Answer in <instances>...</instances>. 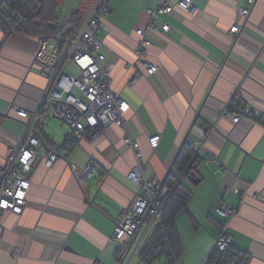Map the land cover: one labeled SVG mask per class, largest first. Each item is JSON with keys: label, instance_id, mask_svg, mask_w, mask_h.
<instances>
[{"label": "crops", "instance_id": "0c3cea01", "mask_svg": "<svg viewBox=\"0 0 264 264\" xmlns=\"http://www.w3.org/2000/svg\"><path fill=\"white\" fill-rule=\"evenodd\" d=\"M89 1L94 2L90 7L78 6L83 16L97 2ZM165 1H110L104 18L109 31L102 30L99 38L113 89L130 105L126 126L68 145L50 170L43 160L63 141L56 145L44 133L24 213L6 215L0 226V264H15L16 254V264H119L121 258L125 264L133 252L131 264L139 256L150 236L146 227L134 242L128 240L129 253L121 255L110 244L120 215L138 192L127 180L136 153L123 144L125 137L139 143L151 176L160 182L184 145L195 153L188 171L173 169L181 181L177 191L188 197L174 219L181 253L177 264L184 263L186 250L203 264L224 233L251 257L249 264H264V126L234 125L221 115L240 105L259 111L264 120V0L257 1L248 19L239 16L247 7L244 0H193L191 14L178 7L180 0H171L174 13L162 20L170 31L146 35L152 43L148 60L158 63L159 72L130 85L139 43L135 31L147 27L146 10ZM235 24L241 26L238 35L230 33ZM38 51L34 38L0 28V113L9 115L0 129V167L25 132L16 109L33 114L45 98L48 81L34 68ZM50 120L56 119L46 118L44 124ZM157 135L160 144L153 150L149 138ZM89 166V176H82ZM192 173L202 187L195 193L187 180ZM226 209L235 212L230 219L218 213Z\"/></svg>", "mask_w": 264, "mask_h": 264}, {"label": "built area", "instance_id": "2783aa9c", "mask_svg": "<svg viewBox=\"0 0 264 264\" xmlns=\"http://www.w3.org/2000/svg\"><path fill=\"white\" fill-rule=\"evenodd\" d=\"M110 1L97 0L80 24L68 23L54 35L24 34L39 43L34 68L47 79L48 88L37 112L29 114L23 109H16L17 118L24 122L25 132L0 167V226L6 215L21 216L27 206L32 172L40 161L39 150L45 140L46 118L59 120L69 130L62 145L55 146L43 160L48 170L61 159L68 145H78L85 140L94 141L108 129H123L126 126L130 105L113 89L112 71L104 65L107 52L99 38L102 30L109 31L104 18L110 14ZM244 1L247 7L239 9V16L248 19L258 0ZM178 7L191 14L193 0H180ZM174 9L171 0H166L158 8L146 10L149 16L147 27L135 31L139 43L133 66L136 75L130 79V85H134L140 76H154L159 72L158 63L148 60L147 50L152 43L146 39V35L159 31L168 33L170 26L162 20L172 16ZM241 31L239 24L230 29L233 35H238ZM221 115L230 119L234 125L248 121L264 126V120H260L259 111L254 108L232 105L223 109ZM160 140L159 135L150 137V147L157 150ZM122 142L136 153V166L127 174V180L138 190L130 206L120 215L110 239L111 246L124 255L131 248L128 240L137 238L143 227H146L148 234L154 227L162 225L171 192L164 181L160 182L151 176L139 143L127 137ZM89 172L91 166L82 172V176H87ZM218 213L221 217L230 219L235 212L226 209L219 210ZM233 244L234 237L231 234H221L204 258L203 264H217L216 260ZM18 258V254L13 257L15 264ZM250 259L247 253L239 251L232 264H249Z\"/></svg>", "mask_w": 264, "mask_h": 264}, {"label": "trees", "instance_id": "16d2710c", "mask_svg": "<svg viewBox=\"0 0 264 264\" xmlns=\"http://www.w3.org/2000/svg\"><path fill=\"white\" fill-rule=\"evenodd\" d=\"M59 4L60 0H6L0 3V28L8 34L54 35L62 29L56 27L58 23L56 8ZM75 17L76 21L72 22L74 24H80L84 18L79 15ZM75 146V143L70 144L68 149ZM194 159L195 153L188 145H184L176 159L175 167H182L184 171H188L187 163L191 164L190 162H193ZM182 162H186V164H182ZM177 182L178 177L173 171V174L165 182V185L170 189L171 197L164 210L163 223L154 227L139 253L140 262L144 264H153L163 256L170 258L168 264H177L181 259V253H178V238L174 230V219L179 210L185 206L184 203L188 197L186 192L177 191ZM238 252L239 250L231 247L220 256L219 260H216L217 264H232ZM214 258L217 256L214 255Z\"/></svg>", "mask_w": 264, "mask_h": 264}, {"label": "rangeland", "instance_id": "374dc122", "mask_svg": "<svg viewBox=\"0 0 264 264\" xmlns=\"http://www.w3.org/2000/svg\"><path fill=\"white\" fill-rule=\"evenodd\" d=\"M4 1H6V0H0V3L4 2ZM82 3H85V6L89 5V7H90V5L93 4L94 2L89 1V0H60V4L57 5V8H56V16H57V20H58L56 27L62 28L67 23L73 22V20L76 21V19H74V18H76L75 16H77V15H79L81 17V15L83 13L82 12L83 9L79 10L78 6L81 5ZM69 14H71V15H69ZM82 17H84V16L82 15ZM54 18H55V16H54ZM45 129H46V131H45ZM68 131H69L68 127L66 125H63L62 122H60L59 120L47 121L46 125L44 126V133H46L51 139H53V141L56 145L61 144V142L67 136ZM187 180L189 181V179H187ZM190 182H192V183H190ZM189 184H191V186L193 187L194 193L200 191L202 188V187L198 188L197 185H195L194 180H190ZM192 241L193 240H190V243L188 245H190ZM132 256H134L133 252L130 254V256L128 257L125 264L130 263ZM185 257H186V259H185L183 264H197L195 261H193L192 255L187 254V250H186V254H185L184 258ZM181 262H182V260H181ZM168 263H169L168 257L163 256L153 264H168ZM131 264H144V263H142V262L140 263V258L138 256V257H135V259L133 260V262Z\"/></svg>", "mask_w": 264, "mask_h": 264}, {"label": "water", "instance_id": "95a60500", "mask_svg": "<svg viewBox=\"0 0 264 264\" xmlns=\"http://www.w3.org/2000/svg\"><path fill=\"white\" fill-rule=\"evenodd\" d=\"M7 119H9V115L8 114H1L0 113V129L2 128V126H3V124H4V122H5V120H7ZM66 138V137H65ZM46 146H44L43 147V149L44 150H46V148H45ZM180 153V152H179ZM179 153H178V155H177V157H176V159L178 158V156H179ZM174 166H175V163H173V165H172V167L169 169V171H168V173H167V175H166V178H165V180H164V183L166 182V180L169 178V176H171L172 174H173V169H174ZM89 175H87V177H88ZM87 179V178H86ZM197 180V178H196V174L195 173H192L190 176H189V180H194V182ZM178 181L181 183V181L178 179ZM136 240V238L133 240V242ZM132 246H133V244H132ZM130 251V250H129ZM129 251H128V253H129ZM124 259L122 258V261H121V263L120 264H123L124 263Z\"/></svg>", "mask_w": 264, "mask_h": 264}]
</instances>
